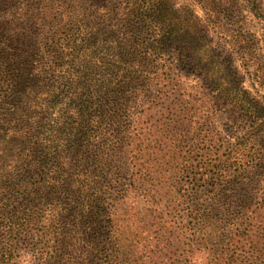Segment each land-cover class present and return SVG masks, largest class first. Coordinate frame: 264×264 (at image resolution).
I'll list each match as a JSON object with an SVG mask.
<instances>
[{
	"label": "trees",
	"instance_id": "16d2710c",
	"mask_svg": "<svg viewBox=\"0 0 264 264\" xmlns=\"http://www.w3.org/2000/svg\"><path fill=\"white\" fill-rule=\"evenodd\" d=\"M62 1L63 23L47 30L42 45L15 47L13 35L4 36L8 22L0 19V264H23V249L37 264H112L120 251L110 197L128 168L122 156L128 115L116 112L117 99L123 103L133 84L145 94L163 56L172 53L196 67V53L219 47L208 23L191 5L176 7V0H99L88 9L80 5L75 15L72 2ZM195 1L215 17L216 0ZM245 1L264 13L261 0ZM124 15L126 23L110 27L120 28L119 36L109 39L107 20ZM107 65L116 69V82ZM204 77L215 98L246 112L257 132L248 150L251 164L236 162L239 176L228 181L239 184L250 166H264V112L239 86L241 79L222 92ZM216 198L221 203L224 197ZM233 214L235 230L250 225L248 211ZM169 259L151 262L174 264Z\"/></svg>",
	"mask_w": 264,
	"mask_h": 264
},
{
	"label": "rangeland",
	"instance_id": "374dc122",
	"mask_svg": "<svg viewBox=\"0 0 264 264\" xmlns=\"http://www.w3.org/2000/svg\"><path fill=\"white\" fill-rule=\"evenodd\" d=\"M68 1L72 15L80 5L88 9L99 2ZM176 1V7L191 5L208 23L219 47L196 53V67L174 60L172 53L161 55L149 90L140 93L133 84L123 103L117 99L116 112L128 115L126 130L120 127L127 136L122 156L128 168L110 197L120 251L111 263L152 264L155 256H164L174 264H264V166H250L241 183H228L239 176L236 162L251 164L248 150L258 142L257 132L246 112L215 98L204 77L216 80L222 92L241 79L239 86L264 112V13H255L245 0H216L210 19L197 1ZM62 2L0 0V19L8 22L4 36L13 35L15 47L24 41L42 45L47 30L63 23ZM123 17L107 20L109 39L119 36L120 28L110 27L126 23ZM115 52L112 48V61ZM107 70L116 82V69L107 65ZM216 195L224 197L221 203ZM236 210L252 214L250 225L233 228ZM19 253L23 264H37L33 254Z\"/></svg>",
	"mask_w": 264,
	"mask_h": 264
}]
</instances>
